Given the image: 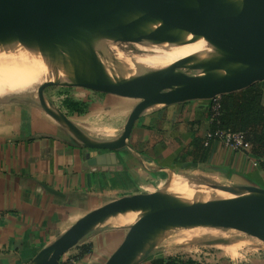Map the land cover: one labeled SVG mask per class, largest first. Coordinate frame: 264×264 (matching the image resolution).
<instances>
[{
	"label": "water",
	"instance_id": "1",
	"mask_svg": "<svg viewBox=\"0 0 264 264\" xmlns=\"http://www.w3.org/2000/svg\"><path fill=\"white\" fill-rule=\"evenodd\" d=\"M148 37L201 46L156 69L120 62L115 71L97 52ZM0 50L45 68L38 98L18 100L44 111L82 148L107 152L90 165H111L116 152L131 149L135 123L149 110L211 101L264 82V0H0ZM52 86L139 102L117 138L96 139L48 100L45 90ZM202 185L230 197L199 202L157 191L121 199L85 214L29 264H60L97 230L129 219L134 223L105 264H142L184 229H234L264 242V188Z\"/></svg>",
	"mask_w": 264,
	"mask_h": 264
},
{
	"label": "crops",
	"instance_id": "2",
	"mask_svg": "<svg viewBox=\"0 0 264 264\" xmlns=\"http://www.w3.org/2000/svg\"><path fill=\"white\" fill-rule=\"evenodd\" d=\"M209 105L210 101H191L149 110L135 123L131 149L116 152V163L102 166L90 165L89 161L106 151L82 148L63 126L38 107L25 103L3 108L0 264H29L41 249L88 212L121 199L146 195L141 184L155 170L199 166L224 176V170L240 168L243 173L239 184L264 188L260 161L251 154L234 152L221 142L213 145L207 163L193 164L197 140L209 136ZM123 118L124 114L118 113L114 121L119 124ZM72 120L80 127L86 122L82 118ZM98 231L70 250L60 264H97L92 249H99L105 233ZM119 231L121 244L128 230ZM87 246L90 252L82 255ZM217 264L236 263L223 260Z\"/></svg>",
	"mask_w": 264,
	"mask_h": 264
},
{
	"label": "rangeland",
	"instance_id": "3",
	"mask_svg": "<svg viewBox=\"0 0 264 264\" xmlns=\"http://www.w3.org/2000/svg\"><path fill=\"white\" fill-rule=\"evenodd\" d=\"M106 46L113 57V61L106 63L115 71L120 68L118 64L122 61L131 63V60L136 59L135 57H145L156 52V49L145 48L147 44L135 46L134 40L111 43ZM261 83L264 84V82ZM21 90V92L14 90L13 93L5 91V95L0 97V113L4 110L3 108L11 104L20 106L25 104L24 101L18 100L23 96L38 98L36 85H33L29 90H24V88ZM45 95L50 102L60 108L70 119H85L86 122H82L81 128L96 139L118 137L124 129L128 115L139 102L137 99L122 98L83 88L73 89L52 86L46 88ZM71 104H75V106ZM118 113L124 114V118L121 123L116 124L114 119ZM105 125L107 127L110 126V128H106ZM164 170H155L156 172H153V174L148 173L146 182L141 184L142 188H144V194L157 191L173 193L171 191L172 187L168 190L167 185L169 183H173V185L180 183L196 187L194 184L214 182V184L230 186L239 184L241 182L240 175L243 173L240 172V168L233 171L222 170L224 176H221L210 168L199 166L191 169L184 166L177 168V170ZM208 178L214 179L213 182L209 181L210 179L208 180ZM133 223L134 221L121 223V225L119 223H111L107 225L108 227L99 229L105 233L99 242V249H92L95 250L92 251L94 262L103 264L106 257L110 256L120 245L118 231L120 229L127 230V227ZM98 232L97 230L96 233ZM170 257L184 260L192 258L209 264H215L216 261L222 262L223 260H232L236 264L246 261H257L264 264V242L234 229H184L173 232L142 264H150L149 262L153 264L158 258Z\"/></svg>",
	"mask_w": 264,
	"mask_h": 264
},
{
	"label": "bare ground",
	"instance_id": "4",
	"mask_svg": "<svg viewBox=\"0 0 264 264\" xmlns=\"http://www.w3.org/2000/svg\"><path fill=\"white\" fill-rule=\"evenodd\" d=\"M145 44H147L145 48L151 50L152 48L156 49V52H153L152 55H147L145 57H135L136 59L131 60V63H127L125 61H122V63L129 68L141 67L147 69H156L199 49L201 46H190L186 43L166 37H148L134 40L135 46ZM97 52L102 59L113 61V57L108 52L107 46L98 47ZM44 71V66L37 61L29 63L25 60L16 58L5 50H0V97L5 95L6 90L9 93H13L14 90L21 92L22 88H24V90H29L33 87V85H36L37 87V84H39L42 78L45 76ZM209 179L210 178H208V180ZM213 180L211 178L209 181L213 182ZM194 185L196 187L180 183L174 185L173 183H169L167 187L168 190L172 187L171 191L173 194L199 202L210 199H226L230 197L228 194L212 190L205 185ZM209 193L212 194L213 197ZM128 221L133 220H125L122 221V223H126Z\"/></svg>",
	"mask_w": 264,
	"mask_h": 264
},
{
	"label": "trees",
	"instance_id": "5",
	"mask_svg": "<svg viewBox=\"0 0 264 264\" xmlns=\"http://www.w3.org/2000/svg\"><path fill=\"white\" fill-rule=\"evenodd\" d=\"M210 101L208 116L211 119L209 136L197 140L193 164L207 163L215 143L221 142L222 133L239 134L244 142L251 145L250 152L264 170V84L257 83L239 93L221 96L218 102ZM75 106V104H71ZM240 152V151H234ZM185 162V161H184ZM90 247H84L82 255H88ZM153 264H203L192 258H160Z\"/></svg>",
	"mask_w": 264,
	"mask_h": 264
},
{
	"label": "built area",
	"instance_id": "6",
	"mask_svg": "<svg viewBox=\"0 0 264 264\" xmlns=\"http://www.w3.org/2000/svg\"><path fill=\"white\" fill-rule=\"evenodd\" d=\"M221 143H223L226 147L230 148L233 151H248L251 150V145L247 142H244L242 137L239 134H230V133H222L221 134ZM251 153H249L250 155ZM252 155V154H251ZM203 264H209L202 261H199ZM218 261H216L215 264H217Z\"/></svg>",
	"mask_w": 264,
	"mask_h": 264
}]
</instances>
